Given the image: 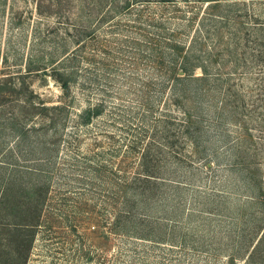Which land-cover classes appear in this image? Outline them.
I'll list each match as a JSON object with an SVG mask.
<instances>
[{
  "label": "rangeland",
  "instance_id": "1",
  "mask_svg": "<svg viewBox=\"0 0 264 264\" xmlns=\"http://www.w3.org/2000/svg\"><path fill=\"white\" fill-rule=\"evenodd\" d=\"M98 2L0 0V264L18 256L12 221L23 218L10 208L38 187L44 207L30 213L39 225L27 264H264V124L250 122L252 141L221 111L240 89L261 112L264 65L240 47L225 57L235 74L247 49L235 87L219 78L201 83V98L175 102L152 62L158 52L171 59L168 37L191 43L194 29L186 35L175 13L185 0L111 10L105 22ZM74 53L91 59L64 60ZM54 67L69 75L68 92ZM97 104L102 114L87 121ZM189 108L203 125L193 132L199 150L179 134ZM146 147L151 176L139 159Z\"/></svg>",
  "mask_w": 264,
  "mask_h": 264
},
{
  "label": "trees",
  "instance_id": "2",
  "mask_svg": "<svg viewBox=\"0 0 264 264\" xmlns=\"http://www.w3.org/2000/svg\"><path fill=\"white\" fill-rule=\"evenodd\" d=\"M147 1L152 0H99L98 3L101 4L100 7L102 11L101 21L105 22L113 17L111 10H116V12L117 10H131L133 6L141 5ZM156 1L164 5L175 4L176 7L178 5L176 0ZM185 2L188 10L183 11L177 8L175 13L178 12L177 14L182 15L180 19L185 29L181 30H185L186 35L194 29L191 43L188 45L176 41L173 37H168L167 47H169L172 52L171 59L166 60L164 52H158V55H155L152 62L154 64L153 67L160 72L161 76L165 77L166 81H164V83L167 84L164 85L165 88L171 87L175 102L178 101L181 104L183 103V105L188 104L192 100V95L198 98L204 95V91L200 88V85H202L201 83H205L206 86L211 88L213 81H218L219 78H227L223 83L235 87L233 83L230 82L231 76L237 75L240 65L242 67L248 65L246 50H249V48L252 49L249 50V55L253 56L254 59H258V61L264 65V0H185ZM255 6H259L260 9H256ZM155 21H157L156 18ZM171 30L172 29H169V33L167 34L175 35ZM93 32H90V34L94 35ZM80 39H82V36L79 37V40ZM199 46L207 48V51L202 52L198 50ZM243 46L247 48L244 51V58L246 59L239 57L237 65L234 68L235 74L230 73L227 75L225 69H227L226 65L228 64V60H226L225 57L227 55L236 56L239 48ZM209 48L210 50H208ZM78 58L89 60L91 56L89 54L87 55V53L86 55L74 53L73 56H68V58L64 60H66V62L71 59L78 61ZM221 60H224V63H222ZM215 68L218 74L214 73L213 69ZM198 70H201V74L197 72ZM53 71V77L56 81L61 83V86L68 92L71 88L69 75L61 71L59 67H54ZM214 75H217L218 78L213 79ZM151 81H153V79ZM254 90L256 89L251 88V92H254ZM257 91L259 92L258 96L262 102L260 113L257 111L252 114L248 110L249 103L246 100V95L244 91L240 89L235 90L233 94V101L236 103L231 104L229 103V99H226V103H223L224 108L221 110L226 111L230 109V113L239 119V121L241 120L239 125L243 130L244 137L252 141L255 140V134L250 131L252 130V128H249L250 122H257L256 120L261 118L264 124V77L263 81L259 83ZM251 101L253 100L251 99ZM200 106L195 105V107L191 106L190 108H195L194 110H203V104ZM253 107L257 108L254 105ZM190 108L189 110L185 109V119L182 121V125H184L179 134H185L184 136L188 138V141L196 146V150H199L200 142L197 138H201V136L198 135L196 138L193 132L199 131V129L201 130L203 125L197 121L199 117H196ZM61 109H63L62 106H42V110L44 111L43 114H47L45 112L48 110L60 111ZM102 112L103 104H97L91 107L85 119L90 121L93 117L101 115ZM54 116L57 118V114ZM224 117L229 118L226 115ZM55 118L52 117L53 121H55ZM174 119L172 115L165 117L166 122H172ZM171 131H173V129H171ZM170 144V149L178 154V151L174 149V145L176 144L175 141L170 142ZM154 157L155 152L152 147H146L140 153L139 159L142 160L141 166L149 175L153 173L152 168H155L154 165L151 167ZM146 179L150 181V177H146ZM42 189L44 188L38 187L35 190L31 189L30 195L27 197L28 199L26 201L25 199H20L16 204H12L10 208L11 212L19 214L21 216L20 218H23V220L18 221L20 219H14L12 221L13 229L11 230L16 233V241L14 242L15 249H13V252L17 253L18 256L17 258H7L5 264H27V257L35 237V228L39 225V220L34 221V219H32L34 217L30 216V213H33L34 210L42 212L44 201L36 199L37 195L40 196V191ZM7 190H10L9 186ZM47 190H45V192H47ZM32 202H35L34 206L31 205ZM25 207L26 210H23ZM20 213H22L23 216ZM29 231L31 232L30 238L26 243L24 241L25 239H20V237ZM12 242L13 241H11V243Z\"/></svg>",
  "mask_w": 264,
  "mask_h": 264
}]
</instances>
